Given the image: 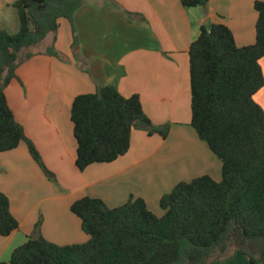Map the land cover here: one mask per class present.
Instances as JSON below:
<instances>
[{
    "label": "crops",
    "instance_id": "crops-1",
    "mask_svg": "<svg viewBox=\"0 0 264 264\" xmlns=\"http://www.w3.org/2000/svg\"><path fill=\"white\" fill-rule=\"evenodd\" d=\"M16 1L0 0V29L7 32L19 29L18 15L10 7ZM257 1L264 2L210 0L203 9L184 8L180 0H85L74 15L77 60L70 51L72 25L60 20L55 47L70 64L77 61L79 69L56 67L55 59L34 55L18 67V78L6 89L16 120L59 181L46 177L25 143L0 153V193L8 197L19 224L10 236H0V262L38 234L59 246L88 242L81 220L71 211L82 198L101 199L109 208L132 196L142 198L162 217L160 200L175 185L202 176L222 180V162L191 126L189 51L201 28L211 24L228 27L238 47L255 44ZM260 65L264 74V58ZM110 84L124 97L139 95L153 125H170V133L164 139L134 130L127 154L81 172L72 105L77 96ZM255 101L264 110V88ZM227 264L250 261L239 254Z\"/></svg>",
    "mask_w": 264,
    "mask_h": 264
},
{
    "label": "trees",
    "instance_id": "trees-1",
    "mask_svg": "<svg viewBox=\"0 0 264 264\" xmlns=\"http://www.w3.org/2000/svg\"><path fill=\"white\" fill-rule=\"evenodd\" d=\"M84 1L18 0L10 6L18 15V31L0 29V153L25 143L50 180L52 173L16 120L6 89L18 78L22 54L50 34L54 41L48 53L57 56L60 20L71 23L77 44L74 15ZM209 1L180 0L184 8L203 9ZM254 8L255 44L238 47L228 27L211 24L201 28L189 51L191 126L222 162V180L202 176L177 184L160 200L162 217L150 211L142 198L132 196L117 208H109L101 199L82 198L71 211L81 220L88 242L59 246L38 234L17 247L9 262L0 264H227L239 254L250 264H264V249L253 255L237 248L226 258L212 260L218 252H227L228 236L234 232L264 236V110L255 101L264 88L260 65L264 2L257 1ZM31 55L27 53L26 60ZM71 121L81 172L127 154L134 130L166 139L171 128L154 126L139 95L124 97L113 84L77 96ZM18 228L8 197L0 193V236H10Z\"/></svg>",
    "mask_w": 264,
    "mask_h": 264
},
{
    "label": "rangeland",
    "instance_id": "rangeland-1",
    "mask_svg": "<svg viewBox=\"0 0 264 264\" xmlns=\"http://www.w3.org/2000/svg\"><path fill=\"white\" fill-rule=\"evenodd\" d=\"M91 21L94 23V20L91 18ZM107 22V20L105 21V22H103V23H101V22H99V25H103V26H105V23ZM16 30H14V29H11V30H9V32L10 33H14ZM73 37H74V35H73ZM53 41H54V36L53 35H49L48 36V38H46L42 43H40V44H38L37 46H35V47H32V48H30L29 50H26L25 51V53H23L22 54V58H23V62H26L27 60H26V58H25V55L27 54V53H31L32 55H31V57H34V55L36 56V55H47V56H49V57H51V58H53V59H55L57 62H56V67L57 66H62L63 68H64V66H74L76 69H79V66L77 65V61H76V64H70L69 62H67L66 61V59L64 58V51L63 50H60L59 48H56L55 46H54V49H55V52L57 53V56H54V55H50L49 53H48V50L52 47V45H53ZM56 42V41H55ZM63 48H64V46H62ZM75 45H74V48H73V50H71V48H70V51L72 52V55L75 57V59H76V55H75ZM77 60V59H76ZM67 67H65V68H67ZM31 141V140H30ZM34 144V143H33ZM36 147V146H35ZM36 149H37V147H36ZM38 150V149H37ZM39 152V151H38ZM39 154H40V152H39ZM40 156H41V154H40ZM41 158H42V156H41ZM42 161H43V159H42ZM43 163H44V161H43ZM44 165H45V163H44ZM46 166V165H45ZM46 168L48 169V167L46 166ZM49 170V169H48ZM50 171V170H49ZM51 172V171H50ZM52 173V179L50 180V181H52V182H56V183H58V178H56L57 176L53 173V172H51ZM176 186V185H175ZM174 188V187H173ZM173 189H171L167 194H169V193H171V191H172ZM233 235H235L236 236V232H234V233H232V234H230L229 236H228V240H229V242H230V244H229V248H228V250H227V252L225 253V254H221L220 252H218L213 258H212V260H214V259H223V258H226V257H228L229 255H231L238 247H239V244H236L235 242H233V240H232V236ZM237 239H238V237H236ZM238 241H239V239H238ZM10 259H11V256L8 258V260H6V262H9L10 261Z\"/></svg>",
    "mask_w": 264,
    "mask_h": 264
},
{
    "label": "water",
    "instance_id": "water-1",
    "mask_svg": "<svg viewBox=\"0 0 264 264\" xmlns=\"http://www.w3.org/2000/svg\"><path fill=\"white\" fill-rule=\"evenodd\" d=\"M242 242L238 248H245L247 252L258 255L264 249V236L251 238L245 233L240 235Z\"/></svg>",
    "mask_w": 264,
    "mask_h": 264
},
{
    "label": "flooded vegetation",
    "instance_id": "flooded-vegetation-1",
    "mask_svg": "<svg viewBox=\"0 0 264 264\" xmlns=\"http://www.w3.org/2000/svg\"><path fill=\"white\" fill-rule=\"evenodd\" d=\"M240 235H241V234H239V232H236V236H235V235L232 236V240H233V242H235L236 244H239V245H240L241 242H242V238H241ZM236 237H238L239 241H238V239H237Z\"/></svg>",
    "mask_w": 264,
    "mask_h": 264
}]
</instances>
